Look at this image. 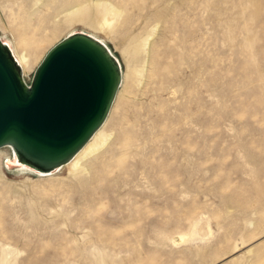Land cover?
<instances>
[{
    "label": "rangeland",
    "instance_id": "374dc122",
    "mask_svg": "<svg viewBox=\"0 0 264 264\" xmlns=\"http://www.w3.org/2000/svg\"><path fill=\"white\" fill-rule=\"evenodd\" d=\"M75 33L122 66L107 143L49 176L0 150V264H264V0H0L28 85Z\"/></svg>",
    "mask_w": 264,
    "mask_h": 264
},
{
    "label": "water",
    "instance_id": "95a60500",
    "mask_svg": "<svg viewBox=\"0 0 264 264\" xmlns=\"http://www.w3.org/2000/svg\"><path fill=\"white\" fill-rule=\"evenodd\" d=\"M117 59L88 34L75 33L47 53L28 85L0 39V150L13 147L46 172L72 161L110 114L122 85Z\"/></svg>",
    "mask_w": 264,
    "mask_h": 264
},
{
    "label": "bare ground",
    "instance_id": "6f19581e",
    "mask_svg": "<svg viewBox=\"0 0 264 264\" xmlns=\"http://www.w3.org/2000/svg\"><path fill=\"white\" fill-rule=\"evenodd\" d=\"M99 5H100V3H99ZM106 5H108V4H106ZM102 7H105V6L102 5ZM72 10L73 11H70L71 15L72 14H76L77 12H79L80 9L78 10L76 8V9H72ZM105 11H106L108 16L115 14V8L112 7V6H110ZM89 36L94 38V39H96L97 41H99L100 43L105 45V43L102 40L98 39L96 36H92V35H89ZM0 39L2 40V42L6 46L9 47L14 60L16 61L18 67L20 68V71L22 73L23 79L25 80L24 74L28 71V67H29V61H28L27 57L25 55H22L19 52L18 46L16 44L13 45L9 41H6V40H4L2 38H0ZM107 120H108V118H107ZM107 120H106V122H107ZM105 123H104V125H105ZM103 126L96 132V134L103 128ZM101 131L97 135L95 134L96 136L95 135L93 136V138L90 140V142L74 157V159H72V161H70L68 164L64 165L63 167H67L70 170H77V169L80 168L81 163H82L83 160H85L88 157H92L95 153H97L105 145V143H107L106 142V137L107 136L102 134L103 132H101ZM103 131H104V129H103ZM6 148H8V147H6ZM9 148L11 149L12 154H10V156L6 154V159H8V161H9V163L11 165H16L17 168L20 169V171H30V172H34V173H39L40 175H43V176H49V175H53L55 172H58V171H60L63 168V167H61V168H59V169H57L56 171H53V172L40 171V170L36 169L30 163L25 162L23 160V158H20L18 153H17V151L13 147H9Z\"/></svg>",
    "mask_w": 264,
    "mask_h": 264
}]
</instances>
